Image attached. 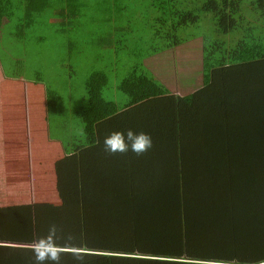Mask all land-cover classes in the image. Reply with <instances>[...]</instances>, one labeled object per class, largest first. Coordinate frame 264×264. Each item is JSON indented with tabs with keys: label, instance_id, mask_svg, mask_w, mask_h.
<instances>
[{
	"label": "trees",
	"instance_id": "obj_1",
	"mask_svg": "<svg viewBox=\"0 0 264 264\" xmlns=\"http://www.w3.org/2000/svg\"><path fill=\"white\" fill-rule=\"evenodd\" d=\"M147 6L154 44L147 59L196 39L180 32L201 15H211L215 30L244 17L241 0ZM85 7L83 0H0V39L15 15L22 28L13 35L21 39L45 13L69 25ZM108 23L106 43L118 35L115 15ZM145 60L120 81L121 105L103 98L104 72L89 74L85 105L75 112L80 133L59 143L63 155L53 164L58 202L0 206V264H264V55L223 57L207 81L203 67L196 73L198 86L195 76L192 86L180 77L183 94ZM43 89L47 113L54 93Z\"/></svg>",
	"mask_w": 264,
	"mask_h": 264
},
{
	"label": "rangeland",
	"instance_id": "obj_2",
	"mask_svg": "<svg viewBox=\"0 0 264 264\" xmlns=\"http://www.w3.org/2000/svg\"><path fill=\"white\" fill-rule=\"evenodd\" d=\"M83 1L85 15L72 24L60 25L47 12L36 18L29 28L21 30V39L13 35L18 27L22 28L19 15L4 22L0 68L3 79L17 82L0 79V149L18 148L21 155L24 153L22 159H26L28 152L33 162L35 152L37 157H43L35 135V125L40 123L47 128V139L53 143L51 146L47 143L45 151L53 153L54 158L57 153L59 157L63 155L59 143L80 133L81 123L75 112L85 105V82L94 71L104 72L108 77L103 98L121 105L127 98L117 87L140 59L146 58L145 64L171 91L183 94L180 77L192 86L195 76L198 86L202 75L196 73L203 67L204 81H207V69L212 64L222 63L223 57L225 61L234 62L264 55V9L258 6L257 0H241L243 19L222 30L214 29L211 15H201L196 26L180 32L186 39L193 36L196 39L189 40L174 52H163L148 59L154 44L146 33L150 17L147 0ZM113 15L118 22V35L109 37L106 43L104 30L108 29L110 33L108 18ZM215 44L219 46L215 47ZM254 44L259 45V51L250 54L248 49ZM206 47L214 49V56L210 55L212 50L206 51ZM205 54L210 56L203 57ZM41 88L54 93V102L50 112L45 114L44 123L35 111L39 106L35 91ZM6 115L15 117L13 125L8 124ZM28 165H25L23 171L26 173L20 180L13 177L14 172L8 171L9 179L1 181L0 206L46 198L51 203L58 202L56 193L55 200L52 199L55 189L53 174L49 173L51 163L43 164V169L35 166L31 171Z\"/></svg>",
	"mask_w": 264,
	"mask_h": 264
},
{
	"label": "crops",
	"instance_id": "obj_3",
	"mask_svg": "<svg viewBox=\"0 0 264 264\" xmlns=\"http://www.w3.org/2000/svg\"><path fill=\"white\" fill-rule=\"evenodd\" d=\"M0 75L2 76V69L1 68H0ZM1 76H0V79L5 80L8 83H16L17 82L15 80H11L9 78L3 79V76L2 77ZM35 92H36L35 94L38 96L37 104L39 105L37 109L35 108V111H36V114L38 115V117L41 119V122L44 123L45 122L44 121L45 116H46L45 115L46 114V108H45V100H44V89L43 88H41L40 90L36 89ZM42 93H43V96H42ZM38 117L36 119L37 121H39ZM6 119H7V122L9 125H13L15 117L10 116V115H6ZM35 126L37 128L35 131V135L39 139V149L38 150L43 152L44 156L39 158L36 156V152H35L33 157H32V158H35V162H33L32 159L30 160V156H29L28 152L26 155V159L25 158L22 159V156L24 155V153H22V155H21V150L18 148H12V149L7 150V151L0 149V155H1V157H0V168H1L0 186H1V181L3 183L7 179H9L8 171L14 172L13 177L15 179L18 177L17 179L20 180L22 175L26 173L25 171H23V169L25 170L24 167L28 163L30 165V171L35 166L39 167L40 169H43V167H44L43 164L51 163V168L49 169V173L53 174V171H52L53 170V164L57 159L62 157V155L59 157L58 153H57L56 157L54 158V157H52L54 155L53 153L45 151L47 149L46 144L48 143L49 144L48 146H51L50 144H53V143H51L47 139V128L46 127L41 126L40 123H36ZM48 153H50V154H48ZM4 157H5V159H4ZM30 174H31V172H30ZM52 177H53V175H52ZM55 198H56V195L54 192V196H52V199L55 200ZM34 202H50V201H48L46 198L45 200H42V201L35 200L32 202H27V203H34ZM23 204H25V203H23Z\"/></svg>",
	"mask_w": 264,
	"mask_h": 264
}]
</instances>
